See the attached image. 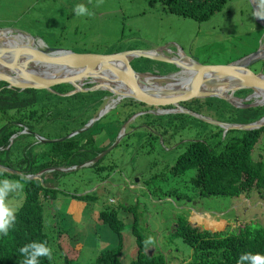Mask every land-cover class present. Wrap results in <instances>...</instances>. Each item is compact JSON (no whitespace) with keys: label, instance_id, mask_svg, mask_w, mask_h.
<instances>
[{"label":"rangeland","instance_id":"obj_1","mask_svg":"<svg viewBox=\"0 0 264 264\" xmlns=\"http://www.w3.org/2000/svg\"><path fill=\"white\" fill-rule=\"evenodd\" d=\"M77 4H84L93 15L76 16L73 8ZM97 5L98 0H0V26L17 27L35 38L40 37L42 40L36 39L38 44L44 42L48 46L74 51L112 52L125 48L159 47L165 53L174 54L179 48L197 61L210 64L235 60L256 49L263 40L261 24L253 16L251 0H225L218 10L203 20L167 10L158 0H103ZM144 60L142 56L133 57L130 63L137 70H150L149 67L157 72L175 69L173 64L165 61ZM261 63L262 60H257L249 67L260 70L263 68ZM86 84L91 83L83 85ZM67 85L62 84L63 89ZM110 96L112 101L117 99V95H110L109 91L103 94L90 112L91 117L107 104ZM125 98L121 97L110 107L102 108L104 111L94 125L96 130L102 128L95 137L99 146L108 142L103 149L115 142L118 131L123 133L124 130L103 154L102 162L111 163L106 166L109 170L106 177L98 179L88 166L72 168L56 178L52 173L45 172L48 167L43 168L44 176L49 177L45 182L58 189L49 201L46 199L43 225L51 228L54 221L65 225L69 231L65 232L67 239L61 235V242L63 245L68 242L77 249L78 264H89L98 251L118 242L121 245L119 261L125 264L134 258L135 233H131L134 214L138 220L133 228L138 232L140 242L143 243L149 236L154 237L155 246L147 250L160 253L167 264H187L190 259L191 246L169 232L177 214H182L199 227L218 230H236L242 225L264 227V191L260 192L256 187L237 195H191V199L180 198L179 194L158 197L150 193L149 190L155 186L163 188L177 184L178 188H184L189 185L187 180L193 169L174 177L168 172L169 166L182 150L183 142L190 138H204L215 126L212 122L192 116L186 117L183 122V118L174 120L173 128L165 126L166 134H161L144 120H149L150 116L134 119L135 115H129L119 121L126 107L118 104ZM252 100L254 97L251 96L244 101ZM201 108L202 113L213 114L212 110L206 111L204 106ZM120 109L125 110L119 113ZM2 123L0 115V126ZM61 131L60 120L46 121L41 129L42 134L51 136L48 138L56 137L55 133ZM112 133H115L113 137ZM38 134L41 135L40 132ZM28 138L32 141L30 151L39 159L40 151L47 149L48 143L41 142L33 133L25 134L24 139ZM17 154L21 153L16 151L14 144L9 154L0 151V165L12 163ZM251 157L264 161V133L254 144ZM49 158L51 156H46L43 160L48 161ZM262 169L264 171V164ZM152 174L157 176L150 179ZM5 178L19 179L5 174L0 176V179ZM87 191L96 194L92 202L71 194ZM22 197L23 191L15 195L17 205ZM103 206L114 209L116 217L122 221L120 239L97 217ZM49 233L55 235L53 230ZM58 250L55 244V262L61 259Z\"/></svg>","mask_w":264,"mask_h":264},{"label":"trees","instance_id":"obj_2","mask_svg":"<svg viewBox=\"0 0 264 264\" xmlns=\"http://www.w3.org/2000/svg\"><path fill=\"white\" fill-rule=\"evenodd\" d=\"M158 1L167 10L183 16H190L195 20H203L218 10L225 0ZM142 58L147 60L146 57ZM145 60L144 62H146ZM261 64L264 68V60ZM160 65L163 68L162 64ZM172 68L175 67L172 66ZM148 69L151 70L150 67ZM160 71L167 72L163 69ZM62 84H68V87L63 89ZM0 86H2L0 88V115L3 119L0 126V151L9 154L11 146L14 144L16 151L21 153L16 155V160L6 164V166L18 169L21 174L36 173L44 167L81 163L90 159L108 144L107 142L99 146L98 140L95 138L96 134L102 130V128L96 130L94 126L98 118L85 129L61 140L49 142L40 140L48 143V148L40 151L41 156L39 159L33 151H30L32 141L29 138L28 140L24 139L25 134L33 132H40L43 136L51 137L41 133L43 124L46 121L60 120L62 131L55 133L54 136L56 137L80 127L91 117L90 112L95 109L100 97L108 93L107 90L76 91L70 94L58 93L72 88V85L68 82L52 85L54 91L32 87L11 88L4 86L3 81H0ZM249 91V88H241L235 90L234 94L242 97ZM180 103L197 112H201V106H204L206 111H213V114L207 115L225 121L247 122L258 118L264 113V103L239 107L215 96L193 97ZM118 105L126 107V111L119 121L127 118L137 110L154 108L129 97ZM137 107L141 108L138 109ZM122 111L120 109L119 113ZM146 116H150V119L144 120L148 124H152L161 134H166L167 129L165 126H172L173 128L174 120L183 118L181 120L183 122L186 117H192L190 114L179 111L165 113L144 111L135 115L134 119ZM165 119L166 121H164ZM213 125L215 128L211 129L206 137L201 139L190 138L183 142L182 150L169 166L168 172L174 177H179L185 171L193 169V174L187 180L189 185L184 188L180 186L178 188L177 184L163 188L155 186L149 190L150 193L152 192L158 197L164 194H179V197L182 198L191 195H237L248 191L252 187L259 188L260 192L264 191V171L262 169L264 161L262 159L254 160L251 157L254 144L260 134L264 133V125L251 129L231 128L225 130L222 135V128L216 124ZM21 128L28 129V132L16 134L9 142L8 137L10 134ZM114 134L112 133L111 136L113 137ZM212 135H215V137ZM46 156H51V158L45 161L43 159ZM103 157L104 155L86 165L100 180L106 177L109 172L106 166L111 165L110 162L103 163ZM103 171L104 173L101 175ZM45 172L52 173L54 178L64 173V171L57 169H50ZM45 172H41V182L37 177H30V180L25 184L22 201L18 205L19 211L17 212L15 225L9 230L8 235H0V264H22L24 257L19 253V249L32 241H47L53 249V253L56 244L59 253H61L60 261H49L47 258L42 257L40 258V264H78V259H76L77 249L69 243L63 245L61 242V235H66L69 231L65 228V225L59 224L58 221H54L51 228H45L43 225V207L46 205V199L49 201L51 195L58 190L46 183L49 177L44 176ZM21 174L5 171V176L20 178ZM152 176L157 175L152 174L149 178L152 179ZM71 194L88 202H92L96 198V194L88 191L82 194ZM53 214L56 215L54 210ZM116 214L117 212L114 209H107L103 206L98 211L97 217L120 239L123 223L116 217ZM175 219V224L172 225L169 232L173 236L180 237L183 242L191 246L190 259L187 264H237L241 254L260 253L264 255V227L262 226L242 225L236 230H218L192 224L182 214H177ZM137 220L138 218L134 214L131 233H135L136 255L125 264H167L160 253H150L145 250L143 243L140 242L141 238L138 232L133 228ZM50 230L55 232L54 236L50 235ZM120 248V242L116 245L101 248L102 250L98 251L89 264H123L118 258ZM244 264H249V262L245 261Z\"/></svg>","mask_w":264,"mask_h":264},{"label":"water","instance_id":"obj_3","mask_svg":"<svg viewBox=\"0 0 264 264\" xmlns=\"http://www.w3.org/2000/svg\"><path fill=\"white\" fill-rule=\"evenodd\" d=\"M251 3L254 11L257 5L254 0H251ZM255 18L261 24L263 40H260L256 49L223 64L201 63L181 50V54L179 50L174 54H168L159 47L125 48L112 52L74 51L64 47L48 46L43 41V44H38L36 39H41L40 37L35 38L17 27L0 26V67L2 68L0 69V81H3L6 87L46 88L50 91H54L51 86L57 83L68 82L72 85L71 89L58 92L60 94L103 88L113 92L107 83L99 85L91 82L94 80L92 77L96 78L105 73L124 87L125 91L122 97H129L154 107L153 109L137 110L131 115H137L144 111L153 113L179 111L220 126L222 133L231 128H257L264 125V114L247 122L225 121L197 112L180 103L189 98L207 96L223 98L230 104L239 107L264 103L258 99L244 101L253 95L254 89L264 91V71L253 70L249 67L257 60H264V21ZM140 56L168 62L173 64L175 69L167 72L134 69L130 61L133 57ZM180 78L181 81H179ZM85 82L91 84L83 85ZM241 88H249L250 91L242 97L235 95L234 91ZM102 108L96 115L89 117L83 125L62 136L46 138L36 132L33 134L41 141L61 140L88 127L104 111ZM123 126L124 123L121 127ZM21 132H28V129L21 128L10 134L9 142ZM123 133L118 131L115 134V142ZM114 143L81 163L46 169L68 171L72 168L89 165L100 158ZM0 167L21 174L20 171L5 165H0ZM42 171L43 169L36 173H26V175L37 177L41 182Z\"/></svg>","mask_w":264,"mask_h":264},{"label":"clouds","instance_id":"obj_4","mask_svg":"<svg viewBox=\"0 0 264 264\" xmlns=\"http://www.w3.org/2000/svg\"><path fill=\"white\" fill-rule=\"evenodd\" d=\"M103 0H98L102 3ZM257 5L253 12V16L264 19V0H254ZM76 16H91L93 13L84 4H77L73 8ZM5 169L0 168V176L5 174ZM30 180V176L21 174L19 179H0V235H8L9 230L15 225L19 206L15 203V195L22 192L25 184ZM155 238L147 237L143 241L145 250L155 246ZM19 253L24 257L22 264H40V258H47L49 261L54 259L53 249L48 245L47 241H32L25 244L19 249ZM264 264V255L260 253H244L239 257L237 264Z\"/></svg>","mask_w":264,"mask_h":264},{"label":"bare ground","instance_id":"obj_5","mask_svg":"<svg viewBox=\"0 0 264 264\" xmlns=\"http://www.w3.org/2000/svg\"><path fill=\"white\" fill-rule=\"evenodd\" d=\"M262 20V19H261ZM264 21V19H263ZM179 53L181 54L180 49L178 48ZM0 69H2L0 67ZM112 77L110 75H106L105 73L95 77H92V79H94L93 81H91L92 83H97L99 85H102L103 83H107L108 85H110V88L113 90V92H110V95H117V99H119L120 97H122V94L124 93L125 89L122 85L118 84L117 82L113 81L111 79ZM181 81V78L180 80ZM105 89V88H103ZM252 97H254V99H258L260 101H264V91L262 90H258V89H254V93L252 95ZM117 99L115 98L113 101L111 99V96L109 97L107 104L105 106V109L110 107L114 102L117 101Z\"/></svg>","mask_w":264,"mask_h":264},{"label":"crops","instance_id":"obj_6","mask_svg":"<svg viewBox=\"0 0 264 264\" xmlns=\"http://www.w3.org/2000/svg\"><path fill=\"white\" fill-rule=\"evenodd\" d=\"M48 170H49V169H46V171H48ZM127 181H128V180H127ZM62 237L67 239V236H66V235H63ZM67 243H68V242H66L65 245H67ZM69 244H70V243H69Z\"/></svg>","mask_w":264,"mask_h":264},{"label":"flooded vegetation","instance_id":"obj_7","mask_svg":"<svg viewBox=\"0 0 264 264\" xmlns=\"http://www.w3.org/2000/svg\"><path fill=\"white\" fill-rule=\"evenodd\" d=\"M262 71H263V68H260ZM175 196H177V195H175ZM186 199H191V198H193L192 196L191 197H185Z\"/></svg>","mask_w":264,"mask_h":264}]
</instances>
